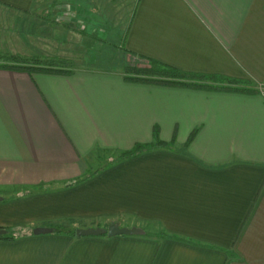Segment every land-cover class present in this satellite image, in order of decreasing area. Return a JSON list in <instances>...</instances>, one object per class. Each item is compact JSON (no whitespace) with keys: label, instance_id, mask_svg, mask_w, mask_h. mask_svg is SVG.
I'll list each match as a JSON object with an SVG mask.
<instances>
[{"label":"crops","instance_id":"crops-1","mask_svg":"<svg viewBox=\"0 0 264 264\" xmlns=\"http://www.w3.org/2000/svg\"><path fill=\"white\" fill-rule=\"evenodd\" d=\"M120 1L107 7L128 15L126 53L259 87L0 68V227L18 235L0 238V264H264V0H126V10ZM35 2L0 0V28L15 30L0 45L27 42L20 31L53 48ZM77 4L79 13L96 7ZM157 138L175 145L97 166ZM112 221L146 233L71 234Z\"/></svg>","mask_w":264,"mask_h":264},{"label":"rangeland","instance_id":"rangeland-1","mask_svg":"<svg viewBox=\"0 0 264 264\" xmlns=\"http://www.w3.org/2000/svg\"><path fill=\"white\" fill-rule=\"evenodd\" d=\"M81 1L95 4L96 7L92 9L94 14H90L89 5L83 7L88 9L86 13L85 11L79 13L80 10L78 11L79 8H76V4L77 6L81 5ZM122 1L125 2L126 0H121L120 2ZM107 2L108 0H36L34 13L51 24V31H49L51 36L48 42L52 44L49 45L53 48L33 42L26 33L17 31L15 33L17 37L27 39V42L24 40V42L19 41L18 46L13 45L10 48L0 45V53H13L24 56L47 55L46 50L49 49L50 55L58 54L68 57L67 59L73 62L71 63V69L73 70L82 67L110 69L122 71L123 76L129 74L127 73V71H130L127 70L128 66L137 68L149 67V57L125 52L123 37L128 15L125 12L111 13V7H107ZM123 2L119 9L126 10L127 5L123 4ZM5 25L1 26L0 34L8 32L7 34H10V36L14 35L11 32L15 30L11 29V32L5 30L8 29ZM8 39L13 40L10 37ZM130 73H134V71ZM198 81L210 82L209 79H199ZM254 85V83L245 84L249 90L250 88L256 90L259 87V84H257L255 89L252 87ZM260 88L264 90V87L261 86ZM173 145L175 144L172 143L171 146ZM118 156L119 154L114 156L105 155L102 159H98L97 166L101 167L115 161Z\"/></svg>","mask_w":264,"mask_h":264},{"label":"trees","instance_id":"trees-1","mask_svg":"<svg viewBox=\"0 0 264 264\" xmlns=\"http://www.w3.org/2000/svg\"><path fill=\"white\" fill-rule=\"evenodd\" d=\"M150 66L144 68L137 67H127V70H130L125 74V78L131 81H138L144 83H157V84H165L172 86H190L195 88H203L207 90H229V91H239V92H248L254 91V89L249 90L246 83L251 84V81L247 79H240L235 77H230L226 75H216V74H204V73H195L188 72L176 67L166 65L162 62L149 58ZM73 63L71 60L58 57V56H50V55H31L24 56L20 54L13 53H0V68L6 69H14V70H22L28 72L30 75H33L36 72H45V73H54V74H63V73H71L73 69H71ZM131 68V69H130ZM134 71V73H130ZM137 73V74H136ZM197 79V80H196ZM199 79H209L210 82H201ZM212 80V81H211ZM157 129H155V135L158 134ZM196 130L192 132L190 135L188 143L195 136ZM173 142H165L160 139H156L154 143L151 144H137L133 149L122 151L119 156L115 159V161L110 162H118L127 158H131L134 156H138L146 151H150L154 148H170ZM100 169L95 171H91L84 177L77 180V182H81L84 180H88L97 174ZM7 233L4 235H0L1 239H13L18 235L8 229ZM60 232H65L60 230ZM146 233V231H145ZM72 235L78 236L76 234V229L71 231ZM107 236V235H104ZM80 237V236H78Z\"/></svg>","mask_w":264,"mask_h":264},{"label":"water","instance_id":"water-1","mask_svg":"<svg viewBox=\"0 0 264 264\" xmlns=\"http://www.w3.org/2000/svg\"><path fill=\"white\" fill-rule=\"evenodd\" d=\"M3 200V197L0 196V201ZM53 228L50 227H37L33 230V233L36 235L52 233ZM7 233L6 229L0 227V235ZM76 234L78 236H100L107 235L109 237L117 235H142L145 234V230L139 226H123L119 221H112L107 227H78L76 229Z\"/></svg>","mask_w":264,"mask_h":264}]
</instances>
